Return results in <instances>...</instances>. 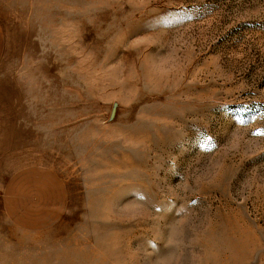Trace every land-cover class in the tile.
Wrapping results in <instances>:
<instances>
[{
	"label": "rangeland",
	"instance_id": "rangeland-1",
	"mask_svg": "<svg viewBox=\"0 0 264 264\" xmlns=\"http://www.w3.org/2000/svg\"><path fill=\"white\" fill-rule=\"evenodd\" d=\"M0 27V264H264V0H0Z\"/></svg>",
	"mask_w": 264,
	"mask_h": 264
},
{
	"label": "bare ground",
	"instance_id": "bare-ground-1",
	"mask_svg": "<svg viewBox=\"0 0 264 264\" xmlns=\"http://www.w3.org/2000/svg\"><path fill=\"white\" fill-rule=\"evenodd\" d=\"M8 231L10 230L8 229ZM13 234L16 235L15 232H13ZM11 256H14V253H12ZM14 264H34V261L32 260L31 255H28L22 260L21 258H17V262H14Z\"/></svg>",
	"mask_w": 264,
	"mask_h": 264
},
{
	"label": "crops",
	"instance_id": "crops-1",
	"mask_svg": "<svg viewBox=\"0 0 264 264\" xmlns=\"http://www.w3.org/2000/svg\"><path fill=\"white\" fill-rule=\"evenodd\" d=\"M3 50H4V48H3V33H2V28L0 27V60H1V57H2V54H3ZM13 232L14 231L12 229H10L9 235L11 237H13Z\"/></svg>",
	"mask_w": 264,
	"mask_h": 264
}]
</instances>
